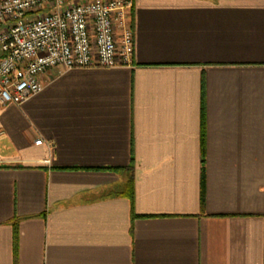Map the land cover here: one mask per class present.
Masks as SVG:
<instances>
[{"label": "crops", "instance_id": "1", "mask_svg": "<svg viewBox=\"0 0 264 264\" xmlns=\"http://www.w3.org/2000/svg\"><path fill=\"white\" fill-rule=\"evenodd\" d=\"M130 25V66L0 106V264H264V0Z\"/></svg>", "mask_w": 264, "mask_h": 264}, {"label": "built area", "instance_id": "2", "mask_svg": "<svg viewBox=\"0 0 264 264\" xmlns=\"http://www.w3.org/2000/svg\"><path fill=\"white\" fill-rule=\"evenodd\" d=\"M132 6L133 0H0V106L40 92V77L52 67L130 66Z\"/></svg>", "mask_w": 264, "mask_h": 264}, {"label": "trees", "instance_id": "3", "mask_svg": "<svg viewBox=\"0 0 264 264\" xmlns=\"http://www.w3.org/2000/svg\"><path fill=\"white\" fill-rule=\"evenodd\" d=\"M129 181H130V180H129ZM129 181L126 183V185H125L126 187H124L127 193L130 192V191H129V187H130V182H129ZM130 193H131V194H129V195L132 196V192H130ZM135 216H136V214L134 213V217H135Z\"/></svg>", "mask_w": 264, "mask_h": 264}]
</instances>
